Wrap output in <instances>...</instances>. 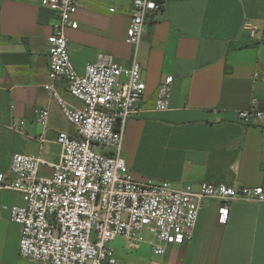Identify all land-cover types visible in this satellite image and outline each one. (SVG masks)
<instances>
[{
    "label": "crops",
    "instance_id": "0c3cea01",
    "mask_svg": "<svg viewBox=\"0 0 264 264\" xmlns=\"http://www.w3.org/2000/svg\"><path fill=\"white\" fill-rule=\"evenodd\" d=\"M133 2L80 1L79 27L67 29L78 72L99 52L132 65ZM156 2L160 8L147 17L137 52L147 84L144 111L128 121L124 138L131 172L175 187L203 181L264 187V126L238 115L254 101L264 109V35L253 37L244 27L248 18L264 27V0ZM55 23L42 0H0V171H10L15 153L40 154L46 161L40 175L50 177L62 156L59 133L78 136L44 87ZM168 75L174 77L170 108L159 111L157 89ZM57 87L67 102L83 106L65 80ZM43 107L50 108L47 129L37 121ZM21 122L23 129H15ZM24 203L20 192L0 189V264H40L21 256V226L10 218L9 207ZM219 207L205 199L192 240L170 244L165 255L153 252L147 231L144 241L118 236L111 245L121 264H264V203L235 202L227 223L219 222Z\"/></svg>",
    "mask_w": 264,
    "mask_h": 264
},
{
    "label": "built area",
    "instance_id": "2783aa9c",
    "mask_svg": "<svg viewBox=\"0 0 264 264\" xmlns=\"http://www.w3.org/2000/svg\"><path fill=\"white\" fill-rule=\"evenodd\" d=\"M80 1L42 0L43 7L56 13L49 37L50 81L44 87L78 136L59 133L56 142L62 156L50 177L40 175V166L46 163L40 154L15 153L10 171H0V189L16 190L25 201L9 207L11 220L21 226V256L40 264H121L112 242L118 236L144 241L145 230L151 235L153 252L165 255L170 244L192 240L205 199L219 201L220 223L228 222L237 201L264 203L263 186L203 181L175 187L169 180L135 177L123 156L124 138L128 121L144 111L141 101L147 84L137 52L146 19L160 6L156 0L133 2L127 42L136 52L130 67L121 65L113 54L99 52L80 73L73 65L67 36L68 28L79 27L75 15ZM244 27L262 39L264 27L258 22L248 18ZM60 80L66 81L82 107L61 96ZM173 81L172 75L161 81L157 110L170 108ZM238 115L245 123L264 126V109L257 101ZM37 121L48 128L49 107L38 110ZM24 124L15 129L22 130ZM40 140H45L43 135ZM96 146L107 151H96Z\"/></svg>",
    "mask_w": 264,
    "mask_h": 264
},
{
    "label": "rangeland",
    "instance_id": "374dc122",
    "mask_svg": "<svg viewBox=\"0 0 264 264\" xmlns=\"http://www.w3.org/2000/svg\"><path fill=\"white\" fill-rule=\"evenodd\" d=\"M95 150H96V151H103V148L100 147V146H96V147H95ZM145 231H146V230H145ZM145 231H144V232H145ZM145 233H146V232H145Z\"/></svg>",
    "mask_w": 264,
    "mask_h": 264
},
{
    "label": "trees",
    "instance_id": "16d2710c",
    "mask_svg": "<svg viewBox=\"0 0 264 264\" xmlns=\"http://www.w3.org/2000/svg\"><path fill=\"white\" fill-rule=\"evenodd\" d=\"M158 2H164V0H157Z\"/></svg>",
    "mask_w": 264,
    "mask_h": 264
}]
</instances>
